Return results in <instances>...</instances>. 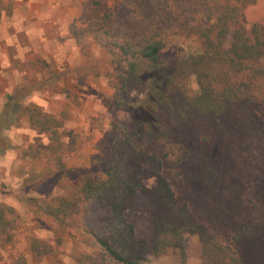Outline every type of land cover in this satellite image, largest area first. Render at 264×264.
Returning a JSON list of instances; mask_svg holds the SVG:
<instances>
[{
    "label": "rangeland",
    "instance_id": "obj_1",
    "mask_svg": "<svg viewBox=\"0 0 264 264\" xmlns=\"http://www.w3.org/2000/svg\"><path fill=\"white\" fill-rule=\"evenodd\" d=\"M103 0H1L0 3V205L15 210L12 243L1 250L0 264H113L96 243L76 228L64 227L41 214L31 199L63 194L74 188L76 172L55 164L56 154L44 147L47 134H38L27 121L26 107L53 115L77 139L69 151L61 138L62 163L77 170H91L95 144L109 127L108 105L113 89L105 76L109 57L92 43L86 52L69 35L71 23L81 15H94ZM113 8L114 0H105ZM143 1V0H142ZM181 0L121 1L108 10L109 35L133 34L135 13L182 14ZM249 22H264V0L246 11ZM200 16V14H199ZM175 52L196 54L194 39L171 36ZM190 87L196 89L191 79ZM139 99L132 92L128 101ZM18 114H5L12 106ZM17 115L16 120L15 119ZM127 112H117L119 121ZM178 165L166 173L176 198L218 238L231 242L234 232L242 239L233 246L244 264H264V107L240 105L219 122L199 119L178 127ZM57 177L59 180L57 181ZM143 184L155 185L150 164L141 171ZM149 203L138 199L131 216L138 233L148 229ZM102 212L88 209V223L102 230ZM33 241H36L33 243ZM45 244L41 260L31 246ZM185 264H200L197 237L188 238ZM143 264H180L178 254L149 259Z\"/></svg>",
    "mask_w": 264,
    "mask_h": 264
},
{
    "label": "trees",
    "instance_id": "obj_2",
    "mask_svg": "<svg viewBox=\"0 0 264 264\" xmlns=\"http://www.w3.org/2000/svg\"><path fill=\"white\" fill-rule=\"evenodd\" d=\"M114 1L113 8L105 0L97 2L103 4L94 10L98 13H83L69 27L70 37L83 52L94 43L109 57L105 76L113 89L108 105L110 127L95 144L94 168H67L59 154L61 138L66 136L69 151H74L76 137L61 130L53 115L26 107L21 113L27 112L28 124L38 134L48 135L44 148L56 154L55 164L79 175L74 188L31 202L41 214L91 237L113 264H143L169 252L177 253L180 264H185L190 256L188 238L193 236L200 264H244L233 249L242 231L234 232L231 242L210 232L176 198L166 173L183 158L175 152L178 127L199 119L219 122L240 105L264 107V22H249L246 14L257 0H181L180 16L135 13L140 24L133 34L119 38L109 35L113 13L107 12L123 0ZM134 3L145 7L144 0ZM173 35L194 39L198 52L171 50ZM191 79L196 89L190 87ZM132 92H139L133 104L128 101ZM119 111L128 117L119 121ZM145 164L151 165L155 178L151 188L142 182ZM140 198L150 205L145 234L137 232L131 216ZM90 205L103 214L99 233L88 223ZM14 215L12 207L0 205V258L1 250L15 237ZM38 243L41 246L31 248L41 260L49 253L40 248L45 244Z\"/></svg>",
    "mask_w": 264,
    "mask_h": 264
},
{
    "label": "crops",
    "instance_id": "obj_3",
    "mask_svg": "<svg viewBox=\"0 0 264 264\" xmlns=\"http://www.w3.org/2000/svg\"><path fill=\"white\" fill-rule=\"evenodd\" d=\"M0 3H1V0H0ZM14 106H16V105H13L11 111L6 112L5 114H10V115L18 114V113L15 111V107H14ZM21 112H22V111H21Z\"/></svg>",
    "mask_w": 264,
    "mask_h": 264
}]
</instances>
